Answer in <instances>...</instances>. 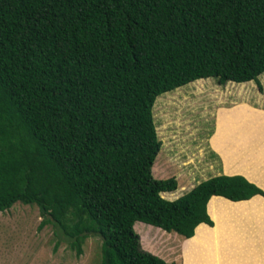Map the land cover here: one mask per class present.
Listing matches in <instances>:
<instances>
[{
    "label": "trees",
    "instance_id": "1",
    "mask_svg": "<svg viewBox=\"0 0 264 264\" xmlns=\"http://www.w3.org/2000/svg\"><path fill=\"white\" fill-rule=\"evenodd\" d=\"M262 72L264 0H0V213L34 205L77 255L97 236L100 264H175L141 249L135 222L188 239L212 226L211 197L263 192L222 175L161 198L176 183L150 172L155 99Z\"/></svg>",
    "mask_w": 264,
    "mask_h": 264
},
{
    "label": "rangeland",
    "instance_id": "2",
    "mask_svg": "<svg viewBox=\"0 0 264 264\" xmlns=\"http://www.w3.org/2000/svg\"><path fill=\"white\" fill-rule=\"evenodd\" d=\"M258 83L231 85L226 96L236 100L241 95L253 104L264 106V74L258 76ZM221 90H226V86L220 87L210 78L157 96L153 119L161 149L154 162V173L150 170L154 179L173 178L179 191L184 192L215 174L219 158L212 150L211 140L218 98L223 96ZM163 197L169 200L168 195ZM40 220L34 205L14 203L0 213V264H100L97 236L85 238L77 255L50 225L39 227ZM140 224H148L133 225L141 249L167 263H186L180 248L181 240L187 239L159 229L156 232L153 227L148 230Z\"/></svg>",
    "mask_w": 264,
    "mask_h": 264
},
{
    "label": "crops",
    "instance_id": "3",
    "mask_svg": "<svg viewBox=\"0 0 264 264\" xmlns=\"http://www.w3.org/2000/svg\"><path fill=\"white\" fill-rule=\"evenodd\" d=\"M262 74L264 72L259 76ZM246 82L217 83L220 87L226 86V90L220 91L223 96L218 98L211 140L219 164L214 175L202 180L222 175H242L263 194L237 201L211 197L206 212L212 226L201 223L195 227L192 237L186 242L181 240L182 258L188 260L185 264H264V106L253 104L241 95L236 100L226 96L231 85L240 87ZM189 190L179 191L176 184L174 191L160 193V196L164 199L163 196L168 195L171 201Z\"/></svg>",
    "mask_w": 264,
    "mask_h": 264
}]
</instances>
